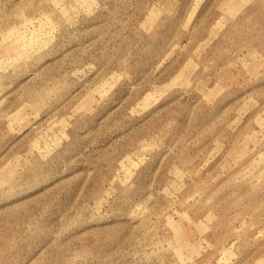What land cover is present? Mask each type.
I'll use <instances>...</instances> for the list:
<instances>
[{
	"label": "rangeland",
	"instance_id": "rangeland-1",
	"mask_svg": "<svg viewBox=\"0 0 264 264\" xmlns=\"http://www.w3.org/2000/svg\"><path fill=\"white\" fill-rule=\"evenodd\" d=\"M0 264H264V0H0Z\"/></svg>",
	"mask_w": 264,
	"mask_h": 264
}]
</instances>
